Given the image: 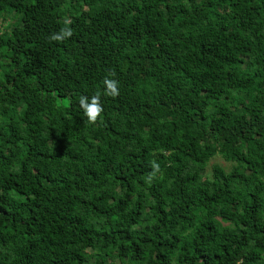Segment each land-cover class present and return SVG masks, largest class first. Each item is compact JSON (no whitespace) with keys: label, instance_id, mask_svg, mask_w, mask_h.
<instances>
[{"label":"trees","instance_id":"obj_1","mask_svg":"<svg viewBox=\"0 0 264 264\" xmlns=\"http://www.w3.org/2000/svg\"><path fill=\"white\" fill-rule=\"evenodd\" d=\"M240 262L264 264V0H0V264Z\"/></svg>","mask_w":264,"mask_h":264},{"label":"clouds","instance_id":"obj_2","mask_svg":"<svg viewBox=\"0 0 264 264\" xmlns=\"http://www.w3.org/2000/svg\"><path fill=\"white\" fill-rule=\"evenodd\" d=\"M70 20H65V25L70 24ZM73 35V30L70 27L62 28L58 33L52 34L50 36V40L52 41H59L63 42L66 38H70ZM115 73L110 71L108 75L103 80V85L105 88L104 95L110 96V97H117L119 95V87H118V81L115 79H110L109 77L114 76ZM100 93H96L93 95L89 101L88 97L80 96L79 98V106L83 110V113L85 117L87 118V122L89 124H96L98 119L100 118L103 107L100 103ZM154 172L150 173L149 175V181L154 176L155 171L158 170V165H153ZM242 264V262H240Z\"/></svg>","mask_w":264,"mask_h":264},{"label":"rangeland","instance_id":"obj_3","mask_svg":"<svg viewBox=\"0 0 264 264\" xmlns=\"http://www.w3.org/2000/svg\"><path fill=\"white\" fill-rule=\"evenodd\" d=\"M2 25H8L9 27H11L13 25V20L12 19H8L6 20ZM210 164H218L219 166L225 168V169H229V165L227 163H225L219 156L214 157L208 164L207 168L209 167Z\"/></svg>","mask_w":264,"mask_h":264}]
</instances>
